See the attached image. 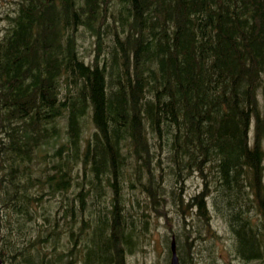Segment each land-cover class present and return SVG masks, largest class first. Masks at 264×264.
I'll list each match as a JSON object with an SVG mask.
<instances>
[{"label":"trees","instance_id":"1","mask_svg":"<svg viewBox=\"0 0 264 264\" xmlns=\"http://www.w3.org/2000/svg\"><path fill=\"white\" fill-rule=\"evenodd\" d=\"M9 3L0 15V254L7 245L8 263L118 264L137 244L135 228L164 213L172 187L192 174L201 182L186 201L195 215L205 218L206 197L216 198L236 253L258 257L235 216L244 189H264V0ZM44 191L58 196L54 211L41 203ZM84 210L89 231L80 238L79 227L73 253L51 234ZM182 232L181 263L184 247L190 259L196 250Z\"/></svg>","mask_w":264,"mask_h":264},{"label":"rangeland","instance_id":"2","mask_svg":"<svg viewBox=\"0 0 264 264\" xmlns=\"http://www.w3.org/2000/svg\"><path fill=\"white\" fill-rule=\"evenodd\" d=\"M7 4H10L9 0H0V15L2 13V8H5ZM1 24L2 21L0 17V25ZM79 43L81 48H83V46H85V39L83 37L79 38ZM253 134L254 132L251 127L249 128L250 141ZM262 175L264 176V159L262 161ZM182 185L183 187L181 189L178 187H172V194L167 197L168 203L161 208V210H164V213L155 212L154 214H147L145 219L141 221L143 227L139 226L140 228H135V231L137 232V244L132 246L130 250L125 251V254L122 256V261L118 264H169L170 254H168V244L170 243L173 234L176 238V236L182 231V236L184 234L190 236L192 241H194L196 248L195 252L192 253L194 260L193 263L192 261H189V248L184 247V264H264L262 259H247L246 261H242L233 257L234 249L229 242L227 232L225 231L226 228L225 230L223 229L224 224H221L217 218L214 219L216 221H212V225L208 224V230L205 231V227H201L203 229L202 233L206 234L204 239L195 237L196 233H190L188 231L189 221H186L187 218L184 214H186V216L192 215L195 217L198 207L195 203L188 206L186 201L192 199L191 197L200 189V178L197 174H192L185 179ZM42 196L41 203L50 206L51 210L54 211V208L58 204V196H56V199L49 198V195L45 191ZM181 205L182 208L185 207L184 211H182L180 207ZM206 206L208 210H211V205ZM128 212L132 221L136 225H140L141 218L138 207L130 205L127 208V214ZM39 222L40 225H44V222H42L41 219H39ZM70 223L72 224L71 229L68 230ZM89 223L90 219L86 210H84L82 214L74 212L73 220L71 222L69 219L60 220V223L54 226L55 231H53L51 235L55 238L60 237L61 243L63 240L68 242L67 246H69L72 252L75 253V234L79 232V227L83 225V230H80V238L85 237L84 234L89 231ZM198 225L201 226L200 224ZM193 226L195 227V224H193ZM19 237L18 243L23 244L24 240L21 239L23 238V235L21 234ZM182 240H184V237H181V241ZM198 242L199 244H197ZM44 243L46 242L43 241L42 245ZM2 248L0 257L6 258L2 261V264H9L8 262L10 261L11 251L9 249L6 250L7 245L2 244ZM11 259L13 261L12 257Z\"/></svg>","mask_w":264,"mask_h":264},{"label":"flooded vegetation","instance_id":"3","mask_svg":"<svg viewBox=\"0 0 264 264\" xmlns=\"http://www.w3.org/2000/svg\"><path fill=\"white\" fill-rule=\"evenodd\" d=\"M244 192L246 196L245 202L242 205L238 206V209L236 210L237 216H235V218L237 221H242L245 223V226L248 228L250 234L255 239L259 256L250 259H262V261H264V189L246 188L244 189ZM213 200H216V198L213 199L208 197L205 199V218L203 216L195 215L194 217L192 215H184L187 218L186 221H189L190 224H195L197 231V229H199L206 223L212 225V221H216L214 219L217 218L221 224H224L223 229L225 230L226 228L225 231L227 232L229 242L232 244L234 249L233 257L242 261H246L247 259H244L245 257L236 253L238 237L232 223L228 221L227 214L220 213L219 207ZM206 205H211V210H208ZM198 224H200L201 226H199ZM211 228L213 229L212 226Z\"/></svg>","mask_w":264,"mask_h":264},{"label":"water","instance_id":"4","mask_svg":"<svg viewBox=\"0 0 264 264\" xmlns=\"http://www.w3.org/2000/svg\"><path fill=\"white\" fill-rule=\"evenodd\" d=\"M171 250H172V257H171L170 264H179L178 258H177L176 252H175L174 243H171ZM0 264H1V259H0Z\"/></svg>","mask_w":264,"mask_h":264},{"label":"bare ground","instance_id":"5","mask_svg":"<svg viewBox=\"0 0 264 264\" xmlns=\"http://www.w3.org/2000/svg\"><path fill=\"white\" fill-rule=\"evenodd\" d=\"M194 239V238H193Z\"/></svg>","mask_w":264,"mask_h":264}]
</instances>
